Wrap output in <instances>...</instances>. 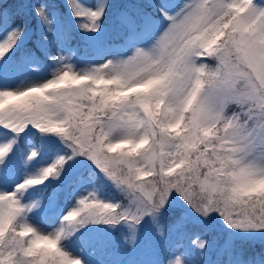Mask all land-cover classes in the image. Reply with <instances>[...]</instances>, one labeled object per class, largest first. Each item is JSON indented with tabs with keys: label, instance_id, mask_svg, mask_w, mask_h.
Instances as JSON below:
<instances>
[{
	"label": "snow or ice",
	"instance_id": "1",
	"mask_svg": "<svg viewBox=\"0 0 264 264\" xmlns=\"http://www.w3.org/2000/svg\"><path fill=\"white\" fill-rule=\"evenodd\" d=\"M0 264H264V0H0Z\"/></svg>",
	"mask_w": 264,
	"mask_h": 264
},
{
	"label": "rangeland",
	"instance_id": "2",
	"mask_svg": "<svg viewBox=\"0 0 264 264\" xmlns=\"http://www.w3.org/2000/svg\"><path fill=\"white\" fill-rule=\"evenodd\" d=\"M259 2V0H258ZM116 55H130L131 53L125 48V49H118L115 52ZM73 62L74 64L80 68L81 70L87 68L90 64L94 65V64H98L101 61L98 58H93V59H87V60H82L80 58H77V56L74 54L73 55ZM51 72H52V68L49 65H37L34 66L33 69L29 70L27 72V79L24 81V83H29V82H36V81H41L44 80L46 78H50L51 77ZM148 179V178H146ZM48 192L52 191V190H47ZM73 191H80V187H76L73 189ZM72 191V193H73ZM72 200L69 202L71 203ZM117 238H119V234L117 235ZM93 256H88L86 254V259H90L91 261L94 262V258H92Z\"/></svg>",
	"mask_w": 264,
	"mask_h": 264
},
{
	"label": "trees",
	"instance_id": "3",
	"mask_svg": "<svg viewBox=\"0 0 264 264\" xmlns=\"http://www.w3.org/2000/svg\"><path fill=\"white\" fill-rule=\"evenodd\" d=\"M78 49H79V51H80V53H83V45H82V42L78 45ZM72 179V177H70V178H67L66 180V182L64 181L63 183H64V185H65V189L62 191L63 193H65L64 195V197L62 198V199H65V198H67V199H65L64 200V203L65 204H68V201L71 199V194H70V192H69V189H72L73 188V186H75V185H69V181ZM108 191H111L110 189L109 190H106V192L104 193V195L105 196H107V192ZM259 244V241H257V245Z\"/></svg>",
	"mask_w": 264,
	"mask_h": 264
}]
</instances>
